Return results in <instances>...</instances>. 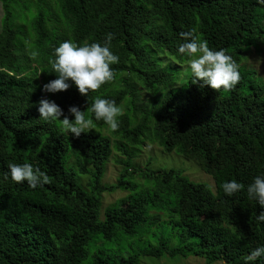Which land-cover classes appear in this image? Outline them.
I'll return each mask as SVG.
<instances>
[{
  "label": "trees",
  "instance_id": "obj_1",
  "mask_svg": "<svg viewBox=\"0 0 264 264\" xmlns=\"http://www.w3.org/2000/svg\"><path fill=\"white\" fill-rule=\"evenodd\" d=\"M0 2V264H140L143 256L165 255L243 264L250 250L264 245V224L255 220L260 206L246 190L229 197L222 187L232 179L247 186L264 173V81L241 68L245 54L264 45V6L257 0ZM190 29L237 61L240 81L233 90L215 91L191 76L182 83L180 72L166 63L188 64L178 46L184 42L180 34ZM107 33L114 35L111 50L119 56L111 82L88 97L74 85L55 94L43 91L56 78L49 60L60 43L103 42ZM144 90L151 102L144 101ZM97 96L125 107L117 131L86 112L95 127L76 138L38 112L42 98L67 114L70 106L86 111ZM145 141L197 161L216 190L180 170L133 168ZM115 151L127 157L120 162L125 169L116 184L102 186ZM72 158L89 178L88 188L70 167ZM10 163L38 166L49 183L32 189L5 179ZM135 175L149 185L139 186ZM118 190L130 193L102 218L103 195ZM157 224L200 243L172 248L160 239L158 247L113 257L88 248L125 236L147 238Z\"/></svg>",
  "mask_w": 264,
  "mask_h": 264
},
{
  "label": "clouds",
  "instance_id": "obj_2",
  "mask_svg": "<svg viewBox=\"0 0 264 264\" xmlns=\"http://www.w3.org/2000/svg\"><path fill=\"white\" fill-rule=\"evenodd\" d=\"M257 3L264 6V0H257ZM180 35L184 42L179 44L178 52L188 58V71L195 83H201L215 91L233 90L240 81L237 61L224 49H211L207 41L199 39L195 29ZM114 38L112 33H107L103 42L84 41L77 44L72 40H65L60 43L54 49L53 58L49 60L56 78L45 84L43 91L55 94L67 91L74 85L81 96L88 97L90 92H96L111 82L115 77L112 65L119 62V56L111 50ZM38 112L41 119L49 123L58 122L63 132L79 138L95 127L94 120L103 121L112 131H117L118 118L123 109L115 100L97 96L86 111L78 106H70L67 114L54 101L42 98L38 104ZM86 112L91 113L94 120L88 118ZM8 170L4 174L5 179L10 178L16 183L27 182L32 189L42 188L49 183L47 173L32 163H10ZM222 187L229 197L246 190L248 199L255 201L262 209L255 217L256 223L264 224V173L255 176L247 186L232 179L224 182ZM242 260L243 264L264 260V245L250 250Z\"/></svg>",
  "mask_w": 264,
  "mask_h": 264
},
{
  "label": "rangeland",
  "instance_id": "obj_3",
  "mask_svg": "<svg viewBox=\"0 0 264 264\" xmlns=\"http://www.w3.org/2000/svg\"><path fill=\"white\" fill-rule=\"evenodd\" d=\"M4 15L3 4L0 2V29L3 23ZM166 63L171 65L172 68H175L174 70L176 72H180L179 77L182 83L191 76L190 72L188 71V64L182 66L175 64L173 61L167 60ZM241 66L242 70L246 73L249 69L256 71L257 76L264 81V45L261 47V51L259 53L256 51H251L250 53L245 54V59L242 61ZM142 93L145 102L152 101L151 93L145 90ZM121 107L124 113L125 107ZM122 160H127V157L115 151L111 159L106 164L102 186L113 185L118 182L123 170L125 169V167L120 163ZM69 164L71 168H74L75 171H77V166L73 158L70 160ZM86 166H88L87 163ZM132 166L137 170L146 167H150L152 169L180 170L183 171L185 176L191 181L208 184L213 191L216 190L214 179L201 169V166L197 161L188 159L177 153L167 154L164 152L163 147L156 143L145 141L144 144L139 149H137L136 157L133 159ZM77 179L83 185V187L88 188V177L83 176L77 171ZM133 180L138 183L139 186H142L143 183L149 185L147 181L143 182L138 179L137 175L134 176ZM129 193L130 191L122 190H118L114 193H105L103 195L102 218H104V212L107 207L117 203ZM160 239L169 240L170 246L172 248L179 246L185 247L200 243V239L195 236H180L178 231H174L171 226L157 224L154 226L153 232L147 238L139 239L138 237L130 238L129 236H125L124 239L117 244L116 242H106L103 247H95L93 245V247L90 246L88 248L91 250V252L92 250H103L102 254L113 257L114 255H120V253L125 250L128 252H140L149 247H158L157 242ZM97 253L101 254V251H97ZM140 264H206V261L203 258L196 256H189L187 258L178 256L176 258H170L169 256L165 255L162 258L143 256L141 257ZM214 264L225 263L218 261Z\"/></svg>",
  "mask_w": 264,
  "mask_h": 264
}]
</instances>
